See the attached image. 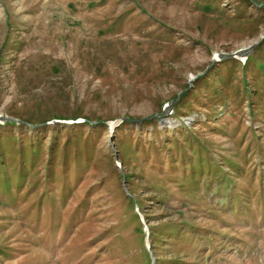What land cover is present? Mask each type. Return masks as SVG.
<instances>
[{
	"label": "rangeland",
	"instance_id": "obj_1",
	"mask_svg": "<svg viewBox=\"0 0 264 264\" xmlns=\"http://www.w3.org/2000/svg\"><path fill=\"white\" fill-rule=\"evenodd\" d=\"M150 254L264 264V0H0V264Z\"/></svg>",
	"mask_w": 264,
	"mask_h": 264
},
{
	"label": "water",
	"instance_id": "obj_2",
	"mask_svg": "<svg viewBox=\"0 0 264 264\" xmlns=\"http://www.w3.org/2000/svg\"><path fill=\"white\" fill-rule=\"evenodd\" d=\"M242 52H244V50H242ZM238 54H240V52H238ZM107 125H110V124H107ZM114 125V124H113Z\"/></svg>",
	"mask_w": 264,
	"mask_h": 264
}]
</instances>
